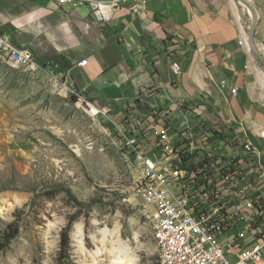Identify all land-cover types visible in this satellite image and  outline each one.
<instances>
[{
    "label": "crops",
    "instance_id": "1",
    "mask_svg": "<svg viewBox=\"0 0 264 264\" xmlns=\"http://www.w3.org/2000/svg\"><path fill=\"white\" fill-rule=\"evenodd\" d=\"M237 13L231 0H125L111 20L99 22L86 5L0 0V36L28 49L78 97L109 111L113 122L102 120L136 138L151 159L168 164L176 142H193L231 160L251 143L256 169L240 164L244 194L264 206V91L256 81L264 86L240 44L247 47ZM255 37L264 44L263 15ZM262 223L264 216L249 227L248 220L237 222L219 244L231 256V242L250 246Z\"/></svg>",
    "mask_w": 264,
    "mask_h": 264
},
{
    "label": "rangeland",
    "instance_id": "2",
    "mask_svg": "<svg viewBox=\"0 0 264 264\" xmlns=\"http://www.w3.org/2000/svg\"><path fill=\"white\" fill-rule=\"evenodd\" d=\"M72 96L57 72L0 51V245L19 228L0 264H158L151 212L135 194L141 164Z\"/></svg>",
    "mask_w": 264,
    "mask_h": 264
},
{
    "label": "built area",
    "instance_id": "3",
    "mask_svg": "<svg viewBox=\"0 0 264 264\" xmlns=\"http://www.w3.org/2000/svg\"><path fill=\"white\" fill-rule=\"evenodd\" d=\"M123 1L57 0V4L86 5L94 20L107 22ZM248 1L259 15L264 16V0ZM240 44L249 54L243 39ZM0 51L14 66L36 65L28 49L13 46L1 36ZM86 62L83 60L78 65ZM172 70L178 73L179 66L173 64ZM70 92L78 97L72 90ZM78 99L85 102L93 115L113 122L109 111L80 97ZM117 136L130 157L142 167L135 194L151 212L158 264H256L263 258V223L258 226L259 237L250 246L241 247L236 241L231 242L236 248L231 256L219 244L225 230L235 223L248 220L247 226H251L264 216L260 198L244 194L248 182L243 179L245 171L240 164L256 169L253 163L255 149L251 143H243L242 154L228 160L193 142H176L172 159L166 164L141 154L136 138L123 131H117ZM231 204L235 205L233 213L226 211Z\"/></svg>",
    "mask_w": 264,
    "mask_h": 264
},
{
    "label": "water",
    "instance_id": "4",
    "mask_svg": "<svg viewBox=\"0 0 264 264\" xmlns=\"http://www.w3.org/2000/svg\"><path fill=\"white\" fill-rule=\"evenodd\" d=\"M231 1L237 6L239 14H241V8H244L247 13V17L244 19L243 25L246 44L253 58V62L264 74V51L261 49V46L255 37L259 14L253 4L248 0Z\"/></svg>",
    "mask_w": 264,
    "mask_h": 264
},
{
    "label": "trees",
    "instance_id": "5",
    "mask_svg": "<svg viewBox=\"0 0 264 264\" xmlns=\"http://www.w3.org/2000/svg\"><path fill=\"white\" fill-rule=\"evenodd\" d=\"M72 99L73 101H77L78 97L73 95ZM70 226L71 222H68L67 226H65L60 232L59 255H61L63 260L68 259ZM18 231L19 228L16 224H12L8 227L4 232L3 244L0 245V251L6 249L8 245H10L11 241L18 235Z\"/></svg>",
    "mask_w": 264,
    "mask_h": 264
},
{
    "label": "bare ground",
    "instance_id": "6",
    "mask_svg": "<svg viewBox=\"0 0 264 264\" xmlns=\"http://www.w3.org/2000/svg\"><path fill=\"white\" fill-rule=\"evenodd\" d=\"M241 14H239V11H238V13H237V16H238V18H239V23L240 24H244V19L247 17V13H246V11H245V9L244 8H241V12H240ZM241 29H243V27H241ZM244 40H245V42H246V39H245V37H244ZM248 47V46H247ZM262 49V48H261ZM262 74H263V72H262ZM259 76H260V78H261V82H262V84H263V86H264V78L262 79V76L260 75V73H259ZM263 76H264V74H263ZM122 252V251H121ZM121 257V256H120ZM124 260V259H123ZM123 260H121L120 261V263L122 264L123 263Z\"/></svg>",
    "mask_w": 264,
    "mask_h": 264
}]
</instances>
